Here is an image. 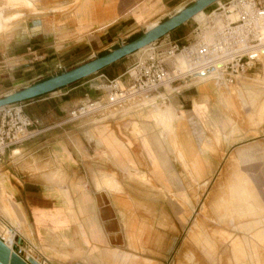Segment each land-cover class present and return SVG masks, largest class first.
I'll use <instances>...</instances> for the list:
<instances>
[{"label":"crops","instance_id":"obj_1","mask_svg":"<svg viewBox=\"0 0 264 264\" xmlns=\"http://www.w3.org/2000/svg\"><path fill=\"white\" fill-rule=\"evenodd\" d=\"M188 1L81 0L73 11L56 16L58 27L36 19L34 30L39 31L31 29L29 34L8 39L6 45L0 39V99L136 40L151 24H160L162 18L173 17L196 0ZM188 24L167 37L183 43L194 32ZM129 58L25 104L27 114L39 121L38 135L0 157L6 194L5 205L0 201V230L3 239L14 238L24 259L34 254L37 259L29 256L38 264H83L80 259H90L100 250L101 257L127 262L132 257L129 253L107 251L113 241L121 247L124 234H131L133 240L140 234L146 246L157 224L153 211L160 209L156 203L162 201L161 194L180 193L187 204L181 222L184 229L189 225L194 209L181 174L189 177L190 185L207 188L230 156L243 162L250 158L253 146L264 152V87L241 90L251 113L249 124L242 126L237 99L230 92L240 80L255 76L252 70L233 85L209 80L168 95L172 118L183 117L182 124L172 119L170 137L147 117L149 108H125L114 117L105 113L69 120L70 112L86 102L106 103L108 81L118 80L121 89H126L125 74L133 64ZM225 113L234 118L232 124ZM195 125H199L198 139L193 137ZM234 178L224 195L213 192L210 197V201L216 199L210 207L217 220L230 219L229 225H234L235 218H255L263 211L249 180L240 172ZM150 181L153 187L148 186ZM202 215L189 229L181 252L185 259L181 261L180 255L178 263L188 264L191 247L199 255L209 248L207 221L214 222V218H209L208 206L202 207ZM256 224L264 225V218ZM246 229H252L250 222ZM259 235L264 237V230ZM68 257L78 260L64 262Z\"/></svg>","mask_w":264,"mask_h":264},{"label":"rangeland","instance_id":"obj_2","mask_svg":"<svg viewBox=\"0 0 264 264\" xmlns=\"http://www.w3.org/2000/svg\"><path fill=\"white\" fill-rule=\"evenodd\" d=\"M192 1L193 0L188 1L187 4L192 3ZM230 1L232 0H222V6H225ZM80 3L81 0H0V35H2L0 39H3V44L6 45L8 39L10 41L11 39L20 37L23 34H29L31 33V29L33 30V33L39 31V28L34 30V21L36 19L42 20L43 24L50 23V26L53 25L54 27H58L61 23H59L60 21L57 20L56 16L73 11V9L77 8ZM217 8V4L208 8L205 11L206 17ZM195 19L196 20H191L190 24H188L191 32H193L196 28V23H200L204 20V16L201 15ZM162 20L163 21H161V23H164L168 20V18L165 19L164 17ZM193 38V34L189 35L187 40L181 43V45H188L192 43ZM164 39L174 41L172 36H170V38L165 36L156 43L160 44L164 41ZM132 41L133 40H130L128 43ZM145 52L146 51L136 52L135 54L129 56V60L134 63ZM251 73L256 75H251L250 77L247 76V79L242 81L240 80L236 86L230 88V92L237 99L239 106L240 126L250 119L249 115L251 116L248 106L243 98L242 91L245 92L247 88L257 90L263 89V61H256ZM181 83L182 82L172 84V87L179 88ZM174 88L167 91H165L164 88H161L157 92L153 93V95L163 93V100L159 102L162 107V111L161 108H157L156 113L150 111L147 116L155 122L157 127L162 128L163 132L167 133L168 137H170L171 133H173V130H171L169 135V125L173 119V111L172 108L166 104L165 99L167 98L166 96L172 94L176 90ZM125 108L126 107L122 106L117 109V112L109 110L105 113L108 116L114 117V114L118 116L120 113L119 111ZM105 113H98V116L103 117L102 115ZM261 115H264V106L262 107ZM224 116L229 119L228 123L232 124L231 120H234L232 115L225 113ZM173 120L178 121L181 124L183 123V117H179L177 114L174 116ZM248 124L249 121L247 122V125ZM195 126L196 127L193 128V137L198 139L199 125ZM213 139L215 140L214 134ZM252 146L253 145L250 147ZM248 152L251 153L249 154L250 158L247 160L245 159L243 162L236 161L233 155L230 156L229 160L223 163L224 166L222 171L209 181L207 188H200V186L195 184L190 185L189 177L184 178L183 174L180 175L181 179L185 182L187 181L189 187H186V194L188 195L192 203V208L194 209L189 225L185 229L181 220L185 215L187 204H185L186 202L184 200L180 199V193L176 192L174 194L166 195L161 194L158 198H161L162 201L159 200L160 202L156 203V207L158 206L160 209L153 211V219L157 222V224L152 228L153 230L148 236L146 246L142 244L143 237L140 234L135 235L136 240H133L134 237L131 236V234H124V242H122L121 247H115L117 242L113 241L111 250L107 251L109 254L111 252H119V250H121L122 253H129L132 255L129 261L122 263L120 258L111 256L101 257L103 252L100 250L95 251L92 258L80 260L83 261V264H183L178 263V257L181 255L183 250L188 231L194 225L196 219H203V215L201 216L202 207L208 206L209 218H214V222L206 220L209 223L206 229L210 241L208 246L209 248L206 249L205 254L200 253L199 255V253L191 247V255L190 260L188 259V264H264V237L263 235H259V231L264 230V225H255V222H263L264 218V152L262 149L255 146L250 148ZM237 172H240L249 180L250 186L255 189L259 202L263 206V211L262 214H259L255 218H235L234 225H229L230 219L222 220L223 222H219L217 220V214H215L210 207L212 202L214 203L216 199L210 201V197L213 192L214 194H217V196L219 193L224 195V192L227 190L229 184L234 181V174ZM4 186L5 181L3 178H0V201L5 205L6 194L4 192ZM148 186L153 187V183L150 181V185ZM247 222H250V225H252V229L250 231H247L246 229ZM128 230H131L130 226L128 227ZM6 238H9L8 240H12V237L8 235ZM246 240L248 242H245ZM3 241L5 244L8 243H6L5 240ZM211 246L213 248H211ZM239 247H242V250H239ZM26 253L28 254V251ZM184 256V254L181 255V261L185 259ZM75 259L78 260L77 258L68 257V259H64V262H71Z\"/></svg>","mask_w":264,"mask_h":264},{"label":"built area","instance_id":"obj_3","mask_svg":"<svg viewBox=\"0 0 264 264\" xmlns=\"http://www.w3.org/2000/svg\"><path fill=\"white\" fill-rule=\"evenodd\" d=\"M193 34L194 39L188 45L169 39L151 45L126 71L129 82L126 89L119 87L118 80L108 81V101L86 102L70 112V120L116 111L129 100L157 92L175 77L172 62L179 54L190 58L193 72L203 74L220 68L221 74L212 80L217 85H233L254 68V54L264 52V0H232L225 6L218 5L202 24L196 23ZM177 74L181 76L180 72ZM191 75H186L185 80L197 76ZM179 82H182L181 77L172 84ZM113 95L120 100L114 106L110 105ZM25 104L0 108V157L38 135L35 131L39 121L27 114Z\"/></svg>","mask_w":264,"mask_h":264},{"label":"water","instance_id":"obj_4","mask_svg":"<svg viewBox=\"0 0 264 264\" xmlns=\"http://www.w3.org/2000/svg\"><path fill=\"white\" fill-rule=\"evenodd\" d=\"M217 1L219 0H196L189 7L183 9L164 23H160L153 29L148 30L136 40L73 70L1 98L0 108L28 102L87 79L145 47L158 42L172 31L194 20V17L198 13L205 12L208 8L215 5ZM17 245H21V240H18ZM0 264H35V262L29 260L27 257L24 259L16 244L13 246V250H11L0 239Z\"/></svg>","mask_w":264,"mask_h":264},{"label":"bare ground","instance_id":"obj_5","mask_svg":"<svg viewBox=\"0 0 264 264\" xmlns=\"http://www.w3.org/2000/svg\"><path fill=\"white\" fill-rule=\"evenodd\" d=\"M222 0H219V1H217V3L216 4H218V5H222ZM180 11H182V10H180ZM179 11V12H180ZM178 12V13H179ZM201 15H203L204 16V20L202 21V22H200V24H202L204 21H205V17H206V14H205V12L204 11H202V12H200V13H198L195 17H194V20H196L195 18H198L199 16H201ZM39 24V23H38ZM158 25V23L157 24H153L152 26H150L148 29L149 30H151V29H153L154 27H156ZM207 37H208V39H210V37H209V35H207ZM206 37V38H207ZM151 46V45H150ZM150 46H148V47H145L144 49H142V50H140L139 52H142V51H147V49L150 47ZM255 60L256 61H263L264 60V52H256L255 54ZM172 64H173V70H174V74H176L175 75V77L174 78H172L171 80H169V81H167V82H165L163 85H162V88H164L165 89V91H167V90H170V89H173L174 87H172V81L175 79V81H176V79L177 78H179V77H181V81H182V83L180 84V86H179V88H174V89H180V88H182V87H185V86H188V85H191V84H194V83H200V82H204V81H209V80H212V79H215L216 77H218L220 74H221V72H220V68H216V70H214V71H208V72H203V74H202V72H197V73H195V72H193L192 71V67H193V65H192V61L190 60V58L189 57H187L185 54H179V55H177L176 56V58H175V60L172 62ZM180 72V74H181V76L180 75H178L177 73H179ZM189 72H191L190 74H188ZM192 74V75H191ZM186 75H191V76H193V75H197V76H194V78L192 79V80H185V79H188L187 78V76ZM118 85H119V83H118ZM120 87V86H119ZM121 88V87H120ZM218 89H220L219 87H218ZM162 96H163V93H159L158 95H153V94H151V95H145V96H141V97H139V98H135L134 100H129V103H126V104H124L123 106L124 107H126L127 108V110L126 111H138V110H144V109H147V108H149V109H151L150 111H152V112H155L156 113V109L158 108V109H160L161 108V111H162V107H161V105H160V103L159 102H161L163 99H162ZM166 97H168V96H166ZM112 101H113V103L112 104H110V105H113L114 103H120L119 101V99H117L116 98V96H112ZM167 99V98H166ZM165 99V100H166ZM114 106V105H113ZM112 111H114V110H112ZM114 112H117V110L116 111H114ZM120 112V111H119ZM115 115V114H114ZM157 115V114H156ZM199 179V178H198ZM4 237H2V230H0V239L2 240ZM6 239V238H5ZM5 239H3V240H5ZM9 239V238H8ZM7 239V240H8ZM2 240V241H3ZM5 240L6 241V243L7 244H5V242H4V244L8 247V248H10L11 250H13V246L15 245V243H14V240L12 239V240ZM18 242V241H17ZM31 256H33V255H31ZM29 260H31V261H34L35 262V260L34 259H32L29 255H28V257H27ZM33 258H35L34 256H33ZM36 259V258H35ZM35 264H38V263H36L35 262Z\"/></svg>","mask_w":264,"mask_h":264},{"label":"trees","instance_id":"obj_6","mask_svg":"<svg viewBox=\"0 0 264 264\" xmlns=\"http://www.w3.org/2000/svg\"><path fill=\"white\" fill-rule=\"evenodd\" d=\"M134 41V40H133Z\"/></svg>","mask_w":264,"mask_h":264}]
</instances>
